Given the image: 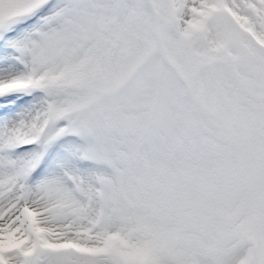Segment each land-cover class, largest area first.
I'll use <instances>...</instances> for the list:
<instances>
[{
    "label": "snow or ice",
    "instance_id": "1",
    "mask_svg": "<svg viewBox=\"0 0 264 264\" xmlns=\"http://www.w3.org/2000/svg\"><path fill=\"white\" fill-rule=\"evenodd\" d=\"M0 264H264V0H0Z\"/></svg>",
    "mask_w": 264,
    "mask_h": 264
}]
</instances>
